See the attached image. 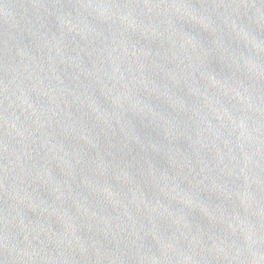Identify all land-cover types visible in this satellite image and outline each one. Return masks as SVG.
Returning a JSON list of instances; mask_svg holds the SVG:
<instances>
[{"label":"water","instance_id":"obj_1","mask_svg":"<svg viewBox=\"0 0 264 264\" xmlns=\"http://www.w3.org/2000/svg\"><path fill=\"white\" fill-rule=\"evenodd\" d=\"M0 264H264V0H0Z\"/></svg>","mask_w":264,"mask_h":264}]
</instances>
